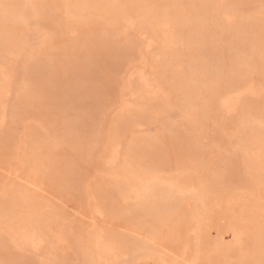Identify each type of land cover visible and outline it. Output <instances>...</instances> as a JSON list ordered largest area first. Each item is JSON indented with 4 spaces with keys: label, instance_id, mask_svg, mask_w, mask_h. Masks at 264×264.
I'll return each instance as SVG.
<instances>
[{
    "label": "rangeland",
    "instance_id": "obj_1",
    "mask_svg": "<svg viewBox=\"0 0 264 264\" xmlns=\"http://www.w3.org/2000/svg\"><path fill=\"white\" fill-rule=\"evenodd\" d=\"M6 1L3 0L7 4L8 1ZM163 1L147 0L145 4H148V7L151 4L157 8L166 3V0ZM180 1L184 2V8L181 10H185L182 13L187 22L185 27L180 28L181 31L179 29L178 34L174 33V27L171 25L172 28L170 27L168 31L174 33L175 37L168 35L166 41L162 42V46L158 45L161 44L159 38L157 45L150 52L146 51L142 36L138 34V31L136 33V30H132L124 19H114L117 24L113 25V23L110 24L112 20L100 16L99 13H94L95 15L92 14L94 16H90L91 21H86V23H91L94 20L91 25L87 23L89 25L87 26L85 22H82L81 25H86V27H81L83 31L81 28L73 29L72 25L75 26V24L73 17L67 11L65 4L67 0H49L52 3V6L47 9L49 14L40 18H31L29 29L27 28L26 32L30 39H27L35 50L34 52L37 50L40 52L42 48H47L44 50L45 54L31 56L32 50L28 46L25 47V52L20 55L19 47L16 44L14 46L17 47H14L13 44L6 41L5 44L9 43L7 47L10 48H5L3 55L7 60H2L10 61L7 64L11 65L14 80L12 79L11 83V99L6 112H4L6 123L0 128V201L8 198V182H15L16 185L23 186L22 188L29 187L30 191L39 188V190H35L34 194L31 193V198H35V203L39 205L37 207L41 211L45 208L42 213H45L46 221L49 220L47 221L51 225H48L49 230L55 232L56 238H52L55 241L53 248L47 247L43 254L38 255L14 246L11 238L9 240L10 236L6 233L7 230L0 225V264H13L15 261H27L28 264H90L89 255L87 256L89 252L85 245L88 242L86 236L89 237V233L84 234L85 236L83 233L100 225H104L112 235H120L125 241L130 242L126 241L127 249L130 252L126 264H129L130 260L137 264H164L165 262H160L165 259L168 261L165 264H177L178 261H175L178 259L181 260L178 264H189L188 259L192 260L193 264H211L215 258H221L222 254L225 256L221 260L225 264H255L256 261H259L257 264H264V242L262 241L263 244H260L261 240H264V235L258 232L261 227L257 229V226L262 224H258V222H264L262 221L264 220V182L261 179H256V177L264 176V168L256 167L255 160L257 159L254 158V155L252 156L253 152L251 151L253 146L248 147L245 143V139L256 134L255 129H259L264 135V129H262L264 128V95L261 98L249 99L250 97H248L244 99L238 110L244 109L239 112L237 110L230 117L218 112L209 103L212 96H215L213 93L216 92L217 96L219 93L217 91L224 84L229 81L231 83L227 84H236L237 82L234 80L236 77L264 87V61L262 62L264 60V0ZM221 2L229 13L232 12L233 15L235 13L237 17V21L232 27L217 24L212 21L211 13L208 14L210 4L217 3L216 7L218 8L222 4ZM227 3L231 6H227ZM49 10L53 13L51 14ZM255 21L261 26L259 29ZM70 24L71 27L68 26ZM241 24L248 25L242 27ZM68 28L75 30L76 33L71 32L74 34L71 35L64 31L69 30ZM143 28L145 30L146 26ZM30 29H32V33H29ZM78 29L81 30L78 31ZM193 30L195 33L190 34L191 37L189 33H192ZM233 33H237L235 35L238 36H236L238 39H235ZM91 35L94 37L93 39ZM165 37L163 36L162 39ZM56 40L58 41L56 42ZM171 47H173V51ZM252 58L256 62L251 60ZM160 63L168 64L167 66L171 67L180 77L186 78L184 81L187 85H194L193 93L195 95L189 96L186 89L179 90L177 83L165 79L167 82L164 81V84L168 85L166 87L168 98L165 100L156 98L152 100V103L147 102V107L150 103L155 107L152 105V109L151 105L148 108L145 106L142 110H148L142 114V110L140 111L136 107L137 99L133 98L132 90H130L131 87L134 91L138 89L137 82H133L132 86H129V72L135 65L136 67L148 65L145 70L147 69L146 72L151 73L154 70L152 67L156 66L157 73H153L152 77L159 79L160 68L158 67L161 65ZM214 90L215 92H213ZM136 93L135 97L140 98V93L137 91ZM184 93H187L188 98ZM194 106L203 108L197 110L195 108L194 114H191L189 110H192ZM203 111H205L204 115L201 114ZM258 112L261 114L257 116ZM141 114L142 116H140ZM250 116L257 117L251 118ZM126 118L131 121L132 119L133 121L137 120L130 123L126 121ZM192 118L198 120L193 122ZM137 122L139 124H136ZM249 127L250 129H248ZM123 130H126L128 134ZM117 132L123 133L120 134V139H124V141L121 140L123 144L120 146L122 154L119 165L121 167L124 165L123 167H128L133 171L137 170V172L135 171L137 174L148 173L152 177L159 176L157 178L160 179H178L179 183H184L180 181L183 178L186 184L196 186L194 187L196 191H206L207 194L204 197L208 199L204 198V201L207 203H202L203 200H199V205H195L196 201L192 198V194L188 197L189 193L185 194L187 199H193V201L190 200L191 208L197 206L199 209L201 208L200 211L203 210L202 207L208 208L205 211L207 219L202 220L203 222L201 221L199 226L201 238L194 234L196 233L192 228L194 226L189 223L193 214L186 203L185 207H183L184 204L182 205L183 211L181 212L184 214L179 211L178 215H173L174 212L168 210V215H170L168 219L171 218L173 221L166 220L167 223L172 221L167 225L159 224L158 221L167 215V209L159 211L162 217L155 219L157 222L153 224L155 225L153 229L151 228L152 224L150 226L144 224V222L148 223V218L143 217L145 214L144 205H142V210L141 207L138 208L141 213H137L136 210L130 214H123V210H119V208L122 209L121 205L123 207L126 205L130 207L132 204L134 207L138 206L140 202L142 203L141 199L125 200L123 197L117 198V200L110 199L114 187L109 182L114 176L109 174L111 171L106 169L103 164L101 151H105L108 138ZM103 135L105 137H101ZM32 140L43 141L44 148L43 151H40L41 153L27 157L28 154L26 156L25 153L30 152L29 149L34 143ZM93 149L94 151L91 152ZM66 152L69 154L66 155ZM21 159H24L23 162ZM61 162L63 163L60 165ZM128 162L129 165H126ZM47 169H49V173ZM16 170L20 171V175L14 174ZM31 170L34 173H31ZM255 170L256 174L253 173ZM33 176L35 179L31 178ZM22 178L25 179L24 185H22V180H24ZM31 181L35 183L31 184ZM202 181L206 183L205 186ZM259 181L260 183H258ZM197 185L202 186L198 187ZM5 188L6 191H4ZM251 190L255 193L253 194ZM94 191L99 193H95L96 199L93 197ZM246 191L247 193H245ZM101 195L107 196L109 199L103 198ZM249 195L252 199L248 197ZM236 196L244 197V199L236 201L239 199ZM224 197L225 199H223ZM221 198L222 201H220ZM104 199L107 205L102 203ZM139 200L140 202L137 203ZM96 201H100L101 205ZM256 201L258 205H256ZM111 202H116L117 205L113 206ZM245 202L250 204L245 206ZM45 204L47 205L45 206ZM205 204L207 205L205 206ZM234 204L236 206L238 204V206H233ZM103 205L107 213H104V217H94L95 206L102 208ZM251 205L254 208L259 206L260 209L253 210ZM2 208L0 212H2ZM233 208H237V210L233 211ZM250 210L253 211L250 213ZM256 210L258 213L255 212ZM253 212L257 215L255 216ZM171 215L173 216L171 217ZM93 217L97 221L94 222ZM256 220L259 221L254 222ZM177 221H181L182 224L179 225ZM87 225L89 228L86 227ZM223 225H227L226 228ZM255 226L257 228H254ZM82 230L84 232H81ZM56 233H59L60 236ZM189 235L199 238L194 237L193 242H196V248L193 249H196V252L190 251L189 248V255L192 257L188 256L187 262L179 256L185 242H191ZM256 235L258 236L256 237ZM75 237L77 238L75 239ZM185 237L188 239L185 240ZM81 238H83L82 242ZM197 240H200V243L198 241L197 244ZM197 245L201 251L198 250ZM222 245H224L223 248ZM85 250L87 253L84 252ZM221 251L225 253H220ZM169 255L173 258H170Z\"/></svg>",
    "mask_w": 264,
    "mask_h": 264
},
{
    "label": "bare ground",
    "instance_id": "obj_2",
    "mask_svg": "<svg viewBox=\"0 0 264 264\" xmlns=\"http://www.w3.org/2000/svg\"><path fill=\"white\" fill-rule=\"evenodd\" d=\"M7 1H6L7 2V4H6V3L3 2V0H2V2L0 0V128L3 127V126H5V123H6V116H5V113L4 112H6L7 106L9 104V100L11 99L10 92H11V83H12V79H13V71L10 68L11 65L9 66L7 64V62L10 63V61L4 62L7 59H4L5 58V55H3V51L5 50V48H10V47H7V45H9V43H10V44H13V46L16 44L19 47V54L20 55L23 52H25V47H28V46L32 50L31 53H30L31 56H33V55L34 56H40V55H42V53L45 54L44 50H47V48H45V49L42 48L40 50V52H37L39 50L36 49L37 51L34 52L35 50H33L32 45L29 44V40L27 39L30 36L28 37L29 34H27L26 32H27V28L30 26L31 18H40V17H43V16L48 15L49 13H48L47 9H48V7H51L52 6V3L49 2V0H47V1L46 0H7ZM205 1L207 2V0H205ZM213 1H215V0H213ZM213 1H211V2H213ZM224 1H226V0H224ZM146 2H147V0H67V2H65V4L67 6V9H68L67 11L69 12L70 16L73 17V21H74L75 26H78V27H75L74 25H72V28L73 29H76L77 30V28L86 27V25L84 26V24L81 25L82 22H85L86 23V21H88V20L91 21L90 16H94L95 15L94 13H96V14L99 13L100 16L102 15L104 17H107L108 20H110V21L112 20V22H110V24L113 23V25H116L117 24L116 23L117 21H115L114 19H118V20L119 19H124V20H126L128 22V24H129L128 26L132 30L133 29L136 30V33L138 31V34H140V36H142V39L144 40V44H145L146 51L147 52H150L157 45V41L159 40V38H160L161 44H158V45H161L162 46V44H163L162 42H165L166 41V38H167L168 35H171L172 36L174 33H178L179 34V32L181 31L182 27H185V25H186L187 22H186L185 16H183V14H182L183 11H185V10L184 9L181 10L182 8H184V2L183 1H180V0H166V3L165 4H163L161 7L159 5H157V6H159V7L156 6L157 8H155V6H152L151 4H149L150 7H148V4H145ZM2 3H4L5 5L2 4ZM224 3H226V2H224ZM216 5H217V3L216 4H214V3L213 4H210L209 5L210 8H208V10H210V12L208 11V14L211 13V15H212L211 16V19H213L212 21H215L219 25L220 24L225 25L226 27H232V26H234L235 25V22L237 21V17L235 16V13H234V15L231 14L232 12L229 13L228 10H226L225 7H223V5H224L223 3L220 4V6H218V8L216 7ZM227 6H231V5H228V3H227ZM152 7H154V8H152ZM202 10H204V9H202ZM204 12H205V10H204ZM50 13L52 14L53 12L50 11ZM196 13H198V12H196ZM92 14H94V15H92ZM199 14H200V12H199ZM105 20H106V18H105ZM121 21H123V20H121ZM238 21H240V20H238ZM255 22H256L255 24H258L257 21H255ZM87 23L91 25L90 22H87ZM107 23L109 24L108 21H107ZM88 24H87V26H89ZM125 24H126V22H125ZM255 24H253V25H255ZM171 25H172V27H174V30H175V32L173 34L168 31V29L171 27ZM241 25H243L242 27H244V26L246 27L248 24H246V25L245 24H241ZM241 25H240V27H241ZM68 26L71 27V24L68 25ZM144 26H146V29L145 30L143 28ZM258 26H259V24H258ZM258 26H257V28L259 29L261 26H259V27ZM204 27L206 28V26H204ZM62 28H64V27H62ZM32 29H30L31 32H29V33H32ZM81 29H78V31L81 30ZM179 29H180V31H179ZM201 29H203V28H201ZM69 30H64V31L69 32V34H71V35H74L76 33L75 30L74 31L72 29L70 31ZM81 31H83V29ZM146 31L147 32L149 31V32L147 33ZM71 32H73L74 34H72ZM55 33H57V32H55ZM193 33H195L194 30L192 31V33H189V35L190 34H193ZM233 34L235 35L237 33H233ZM46 35H47V33H46ZM163 36H166L165 39H162ZM173 36L175 37V35H173ZM236 36L237 35H235V37ZM70 37H73V36H70ZM237 37L235 39H238ZM93 38L94 37L92 36V39ZM51 39H53V38H51ZM83 40L85 41V39H83ZM6 41L9 42V43H7V45L5 44ZM44 41H46V40H44ZM57 41L58 40H56V42ZM191 41H192V39H191ZM49 42H51V41H49ZM53 42H54V40H53ZM77 42H79V41H77ZM86 42L88 43L89 41H86ZM48 45H49V43H48ZM17 46H14V47H17ZM51 47H52V45H51ZM82 47H84V46L82 45ZM172 48L173 47H171V49ZM42 50H43V52H42ZM72 50H74V49H72ZM87 51H89V50H87ZM172 51H173V49H172ZM87 53H89V52H87ZM258 54H255V55L261 56V55H258ZM2 55H3V58H2ZM18 57L19 56L17 55V58ZM8 60H10V59H8ZM40 60L41 59L39 58V61ZM251 60H253L254 62H256L253 58ZM263 61L264 60H262V62ZM246 62H245V64H246ZM167 65L161 64L158 67V68H160L158 73L160 74L159 77L161 79L160 78L159 79H154L152 77L153 73L154 74L157 73V71L155 69L156 66L155 67H152L154 69L151 72L152 74L151 73H147L146 72L147 69L145 70V68L148 65H145L146 67H144V66H142V67H136V65H135V67L133 66L131 68L132 70L130 69L131 71L129 72L130 74H129V77H128V81H129V84H130L129 86H132L131 84H133V82H137V85L136 86L138 87V89H135V91H134V89H132V87H131L130 90L133 91V92L131 91L133 98L137 99V101H136V107H138L140 109V111L145 108L147 102H149V101L152 103V100H154L156 98H159L161 100H165L166 98H168L169 94H168V91H167V88H166L168 85L166 86V84H164L165 79H170V80H167V81H171V82L177 83V88L179 90H182L183 88L186 89V92L188 93L189 96L190 95H195L193 93V91L195 90V88L193 87L194 85L193 86L192 85H189V84L187 85V83H185V81H184V79H186V78H182L183 76L180 77L178 75V73L174 72L171 69V67H169ZM253 67H255V66H253ZM206 68H208V67H206ZM256 68H258V67H256ZM256 68H254V69L256 70ZM250 69H252V68H250ZM210 70H211V68H210ZM230 76H228V77H230ZM171 79H173L174 81L171 80ZM231 80H232V78H231ZM234 80L237 82L236 84L230 85V84H227V83H231V81L227 82L226 84H224L221 87V89H219V91H217V92H219L217 94V96H216V92L214 90L213 92H215V93H213V95L215 94V96H212V98H211L212 100H210V102L208 101L211 106H214L215 109L218 110V112L220 111L221 113H223L227 117H230V115L232 116V114H234L235 112H237L238 108L242 105L244 99H246L248 97H250L249 99H251V98H261L264 95V87L263 86H261V85H259V86L258 85H255V83L253 84L251 81H249V82L248 81L247 82L246 81H243L242 79H238L237 77L234 78ZM167 81H165V82H167ZM210 87H213V86H210ZM136 91L140 93V98H136L135 97V95H137ZM187 93H184V94L186 95ZM210 93H212V92H210ZM209 97H211V96H209ZM186 98H188L187 95H186ZM194 100H195V98L193 99V101ZM151 103H150V105H151V107L153 109V106L155 107V105H153ZM150 105L148 104V107H150ZM191 105H196V104H191ZM210 105H208V106H210ZM148 107L146 106V108H148ZM246 107H247V105H246ZM195 108L196 107L194 106L192 110L191 109L189 110L191 114L193 113V110H195ZM202 108L203 107H197L196 110L197 109H202ZM243 109L238 110V112L239 111H242ZM246 109L248 110V108H246ZM144 111L145 110H142V114L146 112V111L145 112ZM186 111H188V110H186ZM156 112H154V113H156ZM194 112L198 113L197 111H194ZM204 112L205 111H203L201 114L204 115ZM212 112H213V110H212ZM212 112H210V113H212ZM142 114L140 116H142ZM191 114H189V115H191ZM259 114H261V113L258 112L257 116ZM257 116H253V117L250 116V117L251 118H254V117H257ZM135 117H136V115H135ZM198 117H200V116H198ZM135 120H137V119H135ZM197 120L192 118V121L193 122H195ZM247 120H249V119H247ZM126 121L127 122L129 121L131 123L133 121V119L131 121L130 119H127L126 118ZM204 121H205V119H204ZM250 121H251V123L253 122L252 119ZM121 122L122 121H119V123H121ZM206 122H208V121H206ZM249 122H247V123H249ZM119 123H117V124L118 125H121L123 122L121 124H119ZM196 123H198V122H196ZM136 124H139V122H137ZM118 125H116V126L118 127ZM125 126H127V125H125ZM248 129H250V127ZM262 129H264V128H262ZM242 130H244V129H242ZM255 130H256V134L255 135H252V133H251L252 136H249L248 138H247V135H246V138L247 139H245V143H246V146H248V147L253 146L251 148H253L254 151L251 150L253 152V153L252 152L251 153H252V156L254 155V158L257 159V160H255L256 167L264 168V135L262 134V132L259 129H255ZM123 131L126 132V130H123ZM251 131H252V129H251ZM11 132H14V131H11ZM119 132H121V131H119ZM119 132L114 133L113 135H111L108 138L107 144H105L106 147L104 146L105 147V151H101L102 152L101 157L103 158V164L106 166V169H109L111 171L109 174H111V175L113 174V176H114L113 179L111 180V182H109L114 187L113 194L111 196L112 198L110 197V199L117 200V198H120V197H123L125 200L141 199L142 203L139 200L137 203H139V202L140 203H139L138 206L137 205L135 206L136 208L134 207V204H132L130 207H128L125 204L126 207H123V205H121L122 206V209L119 208V210H123L122 211L123 214H125V213L130 214V213L135 212L136 210H137V213L138 212L141 213V210H142V207H143L142 205H144L143 210H144L145 214L143 215V217L148 218V221H147L148 223L144 222V224H147L149 226H150V224H152L151 228H153V229H154V226H155L153 224H155L157 222L155 219L158 218V217H160V218L162 217V215H160L161 212H159V211H161L163 209H167L166 210L167 211V215L163 219H159L158 220L159 221V224L165 223L167 225V224H170L173 221L170 218L172 220V221H170V223L165 222L166 220H170V219H168L170 217V215H168L169 214V211H172V213L174 212L173 215L174 214H177L178 215L179 214V211L180 212L183 211L182 208L185 207V203H186L188 205L187 207H189V210L192 211V214H193V216H191L192 217L191 220L189 221V219H188V221H189V223L193 224V226H194V227H192V228H194V231L196 232L194 234L195 235H199L200 238H201V234H200L201 233L200 232L201 229L199 228V226H200V223H201L202 220H206L207 219L206 218L205 211L208 208L206 207V209H204V207H202L203 206L202 204H201V207L203 209L202 211H200L201 208L199 209L197 206H194V208H191L190 207L191 206L190 205V200L193 201V199H189L188 198L189 199L188 200L187 197H188V195L189 196H192L193 195L192 198H194V200L196 201L195 205H197V204L199 205V202H198L199 200H201V201L203 200L202 203L203 202L204 203H207V202L204 201V198H205L204 195L207 194V193H205L206 191H204V190H202L200 192H199V190L196 191V189L194 188L196 186H194V185L191 186V185L186 184L185 183V180H183V178H182L183 181L182 180H180V181L181 182H184V183H179L177 181L178 180L177 177H176L177 180H174V179L173 180H167L165 178L164 179H160V178H157L159 176L152 177V176H150L146 172H145L146 173L145 175H147V176H145L144 173L137 174L136 173L137 170L134 169V171H133V169L131 170L128 167H123L124 165H122V167H123L122 168L119 165L120 164L119 162L121 161L120 160L121 159V154H122L121 151H120V146H121V144H123V142H121V140L124 141V139H120V134H123V133H119ZM244 132H247V131H244ZM252 132H254V130ZM101 137H105V135H103ZM193 138H195V137H193ZM102 140H103V138H102ZM33 141H34V143H33ZM32 143H33V146H31L30 149L28 148L30 150V152L29 153H27V152L25 153L26 156L28 154L27 157H29V155H37L44 148L43 141H37V140L35 141V140H32ZM242 143H244V142H242ZM245 143H244V145H245ZM56 148H59V147H56ZM61 148H63V147H61ZM121 148H123V147H121ZM127 149H129V148L127 147ZM102 150H104V149L102 148ZM93 151H94V149L91 152H93ZM67 153L69 154V152H66V155H68ZM21 160L23 162L24 159H21ZM25 161H27V160H25ZM257 162H259L258 164L260 166L257 164ZM25 163H27V162H25ZM62 163L63 162H61L60 165ZM126 165H129V162ZM118 166H120L121 168L118 167ZM252 167H254V166H252ZM252 167L250 168L251 171H252ZM16 168L18 169V166ZM58 169H60V168H58ZM43 170H45V169H43ZM47 170L46 171L49 173L50 172L49 169H47ZM52 171H53V169H52ZM19 172L16 170V171H14V174L15 175H20ZM31 173H34V172H32V170H31ZM218 173H220V172H218ZM253 173L256 174V170L253 171ZM181 176L183 177L184 175H181ZM263 177L264 176H261L260 178H257L256 177V179H259V180L261 179V181L264 182ZM24 178H22V179H24ZM31 178H34L35 179L34 176L31 177ZM22 179H20V180H22ZM199 180H202V179H199ZM22 181H21L22 182V185H24L23 183L25 182V179L22 180ZM36 181H37V179H36ZM7 182H8V180H7ZM216 182H217V180H216ZM30 183L31 184H34L35 182L34 181H31ZM202 183H204V181H202ZM258 183H260V181ZM258 183H257V185H259ZM205 184L206 183H204V186H205ZM199 186H202V185H199ZM247 186H249V185H247ZM22 187H21V185L20 186L19 185H16L15 182H10V183L8 182L7 188L9 190H7L6 188L4 189V191H6V190L9 191L8 198L3 199V201H0V202H2V203H0V211H1V207L5 208L4 211H3V208H2V212H0V225L5 227V229L7 231L6 230H4V231H6V233L10 236L9 237V240L11 238V241H13L12 244H15L14 246H18L20 248H23V249H26L28 251H31V252H33L35 254L41 255V254H43L45 252V250L47 249V247L53 248V242L55 243V241H53V239L56 238L55 237V234H54L55 232L53 233L51 230H49L50 227H48V225L51 226L49 224L50 222L47 223V221H49V220L46 221V219H47L46 218V215H45V213L44 214L42 213V212L45 211V208H44L43 211H41L40 208H38L39 205H36L37 203H35V201H36L35 198L34 197L31 198V193L33 192L32 194H34L35 190L36 189L39 190V188H36V189H33V191H30L31 189H29V187L28 188H22ZM253 189H256V188H253ZM2 191H3V189H2ZM95 191H94L93 197L96 199L95 196H96V194H99V193H96ZM251 191L253 192V190H251ZM106 192H108V190H106ZM187 193H189V194H187ZM245 193H247V191ZM254 193L255 192H253V194ZM106 194H109V193H106ZM185 194H187V197H185ZM244 194H242V195L244 196ZM250 194H252V193L250 192ZM6 195H7V193H6ZM231 196H232V193L230 195V198H231ZM245 196H247V195H245ZM102 197L109 199V197L104 196V195ZM236 197L239 198V196H236ZM236 197H235V199H236ZM248 197L251 198V195H249ZM103 198H100V199H103ZM242 198L244 199V197H241L239 199H236V201L237 200H241ZM205 199H208V198H205ZM223 199H225V197ZM233 199H231V200H233ZM259 199L261 200V197ZM1 200H2V198H1ZM231 200H228V201L230 202ZM104 201H105V199H104ZM104 201L102 203H104V205H105L106 204V201L105 202ZM220 201H222V198H221ZM96 202H98V201H96ZM99 202H98V204L101 205ZM129 202H133V201H129ZM223 202H225V201H223ZM252 202L254 204V201H252ZM231 203L233 204V201ZM111 204L113 206L114 205L115 206L117 205L116 202H111ZM183 204H184V206L182 207ZM235 204H236V202H235ZM235 204L233 206H236ZM245 204H246L245 206H248L250 203L249 202H247V203L245 202ZM46 205L47 204H45V206ZM104 205H103V207H104ZM206 205L207 204H205V206ZM256 205H258V202L257 201H256ZM109 206H111V205L109 204ZM237 206H238V204H237ZM139 207H141V210H138ZM227 207H230V206H227ZM250 207L253 208V210H255L256 208L260 209L259 206H257L256 208H254L251 205ZM102 208L95 206V209H94V217H104V213H107V211H106V208L105 207H104L105 209L104 208L102 209ZM103 210H105V211H103ZM236 210H237V208L236 209L233 208V211H236ZM253 210H250L249 212L251 213ZM257 210L255 212H257ZM227 212L229 213V211H227ZM157 213H158V215H157ZM236 213H235V215H238ZM245 213H248V212L245 211ZM257 213H254L255 216L257 215ZM181 214H184V213L181 212ZM156 215H157V217H156ZM173 215H171V217ZM233 217L235 218V216H233ZM236 217L239 218V216H236ZM115 218H118V217L115 216ZM123 218H124V216H123ZM258 218H260V217L258 216ZM154 220H155V222H154ZM161 220H164V221H161ZM57 221H59V220H57ZM93 221L95 222V221H97V219H95ZM258 221L256 220L254 222H258ZM262 221H264V220H262ZM129 222H130V220H129ZM177 222L179 223V225L182 224L181 221H180L181 223L179 221H177ZM56 223H58V222H56ZM259 223H262L263 226H262V224H259ZM51 224H53V223H51ZM90 224H91V222H90ZM191 224H189V225H191ZM258 224H259V226H257L258 228L256 226L254 228L259 229V227H261L258 232H259V234L264 235V222H258ZM255 225H256V223H255ZM88 226L89 225H87L86 227H88ZM226 226L227 225H225L224 228H226ZM188 227H191V226H188ZM158 228H160V227H158ZM191 230H193V229H191ZM81 232H84V231L82 230ZM178 232H179V230H178ZM59 233H61V232H59ZM59 233H56V234H59ZM88 233H89V237L86 236V238H88V242L85 245H86V249H87V251L89 253H87L86 250L84 252L87 253V256L89 255L90 264H106V262H108V261H115V262H118V264H121L124 261L123 263L126 264L127 257L130 255V252L127 249V246H126V243L127 242L130 243L129 241L126 240L127 241L126 242L124 240V238H121L120 237V235L119 236L117 234L116 235H112L111 232L109 233L108 229L106 227H104V225L103 226L100 225V226H97V227H93L90 231H87V232L83 233V235L84 234H88ZM220 233L222 234V232H220ZM78 234L81 235L80 233H78ZM185 234H186V231H185ZM168 235H169V233H168ZM59 236H60V234H59ZM203 236H204V234H203ZM257 236L258 235H256V237ZM188 237H189V240H191V242L190 241L189 242L186 241L187 243L185 242V244L183 245L184 248L181 247L183 249L182 253L180 254L178 252V254H180L179 257L181 259H183V260H186V261L188 259V256H191L192 257V255H189V248H190V251H191V250H194L193 248L196 246L195 245L196 242L195 243L193 242L194 239H195L194 237L199 238V237L194 236V235H193V237H190V235ZM76 238L77 237H75V239ZM83 238L80 239L81 242H82V239ZM174 238H176V237H174ZM221 238H222V236H221ZM186 239H188V238L185 237V240ZM198 241L200 243V240H197V244H198ZM262 241L264 242V240H261V243L260 244H263ZM255 242H258V241L255 240ZM191 244H193V245H191ZM191 246H193V247H191ZM197 246L199 247V245H197ZM260 246H262V245H260ZM76 247L78 248V246H76ZM82 247H84V246H82ZM151 247L153 248V250H155L153 246H151ZM223 247H224V245H222V248ZM131 248H133V247H131ZM81 249H84V248H81ZM198 250H200V247L198 248ZM134 252H135V249H134ZM194 252H196V249L194 250ZM256 252H258V251H256ZM212 253H213V251H212ZM220 253H225V252H222L221 251ZM220 253H218V254H220ZM215 255H216V253H215ZM224 256L225 255L222 254L221 255V258L224 257ZM218 257H219V255H218ZM170 258H173V257L170 256ZM221 258H215L211 262V264H225V262L222 261ZM162 259H164V258H162ZM88 260H86V262H88ZM210 260H212V259H210ZM261 260H262V258H261ZM169 261H170V259H169ZM177 261L179 263V261H181V260L178 259L175 262H177ZM188 261H189V264H193L192 260L188 259ZM226 261H228V260H226ZM163 262L168 263V261H166V259L164 261H161L160 263H163ZM257 262H259V261H256L255 264H257ZM180 263H182V262H180ZM246 264H250V263H246ZM251 264H254V263H251Z\"/></svg>",
    "mask_w": 264,
    "mask_h": 264
},
{
    "label": "snow or ice",
    "instance_id": "obj_3",
    "mask_svg": "<svg viewBox=\"0 0 264 264\" xmlns=\"http://www.w3.org/2000/svg\"><path fill=\"white\" fill-rule=\"evenodd\" d=\"M13 264H28V262L27 261H15V262H13ZM106 264H118V262L108 261V262H106ZM129 264H137V262L130 261Z\"/></svg>",
    "mask_w": 264,
    "mask_h": 264
}]
</instances>
